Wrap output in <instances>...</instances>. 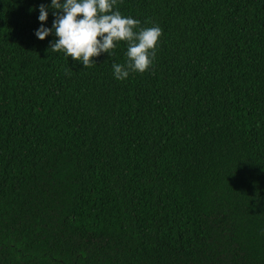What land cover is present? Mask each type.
I'll list each match as a JSON object with an SVG mask.
<instances>
[{"label": "trees", "instance_id": "1", "mask_svg": "<svg viewBox=\"0 0 264 264\" xmlns=\"http://www.w3.org/2000/svg\"><path fill=\"white\" fill-rule=\"evenodd\" d=\"M41 5L0 0V264H264V0H117L162 29L123 81Z\"/></svg>", "mask_w": 264, "mask_h": 264}, {"label": "clouds", "instance_id": "2", "mask_svg": "<svg viewBox=\"0 0 264 264\" xmlns=\"http://www.w3.org/2000/svg\"><path fill=\"white\" fill-rule=\"evenodd\" d=\"M116 5L117 0H51L52 27H44L48 10L41 5L38 17L41 27L35 36L44 41L54 33L56 39L48 50H63L67 57L83 64L84 68L96 65L93 58L101 54L111 57L119 42H127V61L112 65L115 78L123 81L130 73H145L155 59L162 29L158 26L141 28L139 20L114 10ZM71 72L69 68L66 74Z\"/></svg>", "mask_w": 264, "mask_h": 264}]
</instances>
